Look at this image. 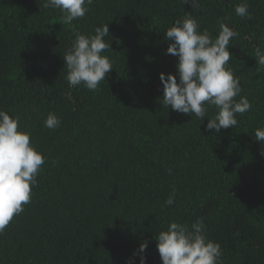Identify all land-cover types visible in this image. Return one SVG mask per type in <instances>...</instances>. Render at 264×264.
<instances>
[{
  "label": "trees",
  "instance_id": "trees-1",
  "mask_svg": "<svg viewBox=\"0 0 264 264\" xmlns=\"http://www.w3.org/2000/svg\"><path fill=\"white\" fill-rule=\"evenodd\" d=\"M44 3L0 0V109L19 117L18 130L45 157L30 202L0 234V264H140L141 255L162 264L158 232L197 219L223 264H264V141L254 135L264 127V70L254 55L264 50V0H198V9L93 0L73 26L89 35L107 23L102 55L113 70L95 91L69 87L63 55L74 33ZM240 3L251 18L235 14ZM186 15L213 40L221 21L237 33L226 67L252 107L232 128L206 130L214 108L201 121L163 105L159 74L179 82L164 33ZM49 112L59 127L44 126Z\"/></svg>",
  "mask_w": 264,
  "mask_h": 264
},
{
  "label": "clouds",
  "instance_id": "clouds-1",
  "mask_svg": "<svg viewBox=\"0 0 264 264\" xmlns=\"http://www.w3.org/2000/svg\"><path fill=\"white\" fill-rule=\"evenodd\" d=\"M92 2L45 0L43 7L59 10L61 22L74 33V41L63 55L69 87L83 85L95 91L113 70L112 61L102 55L110 50L109 41L105 40L109 36L107 23L89 35L81 34L73 26L74 20L86 15L87 5ZM182 3L199 8L198 0H182ZM234 12L239 17L251 18L247 3L236 5ZM199 29L197 20L186 15L164 33L165 40L171 41L166 53L177 57L179 82L172 74L167 77L159 74L163 105L179 113L194 114L201 121L208 116L209 108H214V115L207 119L206 130L219 132L221 128L236 126V115L245 114L252 105L247 97L240 96V78L226 67L232 58L227 48L237 33L223 21L219 23L215 40L207 30ZM254 55L259 69L264 70V50L256 47ZM43 123L46 128L55 129L61 121L55 113L49 112ZM19 125L18 116H10L0 109V234L30 202L32 187L37 184V175L45 163V157L31 144L30 133L19 131ZM254 135L258 142L264 141V127L255 129ZM168 171L171 173V169ZM174 202L175 189L165 204L171 206ZM155 240L162 264H223L221 246L208 239L203 219L190 225L170 222L166 229L158 232ZM146 248L147 242L141 243L138 253ZM140 264H145L142 255Z\"/></svg>",
  "mask_w": 264,
  "mask_h": 264
}]
</instances>
